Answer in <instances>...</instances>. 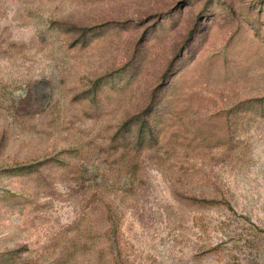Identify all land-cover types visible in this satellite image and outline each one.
Wrapping results in <instances>:
<instances>
[{
    "label": "rangeland",
    "instance_id": "374dc122",
    "mask_svg": "<svg viewBox=\"0 0 264 264\" xmlns=\"http://www.w3.org/2000/svg\"><path fill=\"white\" fill-rule=\"evenodd\" d=\"M0 264H264V0H0Z\"/></svg>",
    "mask_w": 264,
    "mask_h": 264
},
{
    "label": "trees",
    "instance_id": "16d2710c",
    "mask_svg": "<svg viewBox=\"0 0 264 264\" xmlns=\"http://www.w3.org/2000/svg\"><path fill=\"white\" fill-rule=\"evenodd\" d=\"M35 170H36V169H35ZM198 202H201V203H208V202H212V201L200 199Z\"/></svg>",
    "mask_w": 264,
    "mask_h": 264
}]
</instances>
